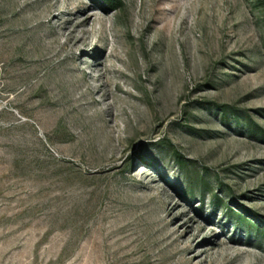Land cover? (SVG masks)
I'll list each match as a JSON object with an SVG mask.
<instances>
[{"label":"rangeland","instance_id":"374dc122","mask_svg":"<svg viewBox=\"0 0 264 264\" xmlns=\"http://www.w3.org/2000/svg\"><path fill=\"white\" fill-rule=\"evenodd\" d=\"M0 264H264V0H0Z\"/></svg>","mask_w":264,"mask_h":264},{"label":"bare ground","instance_id":"6f19581e","mask_svg":"<svg viewBox=\"0 0 264 264\" xmlns=\"http://www.w3.org/2000/svg\"><path fill=\"white\" fill-rule=\"evenodd\" d=\"M87 21H88V16H86V17L83 19V21H81V22L75 24L74 26H71L72 28L70 29V33H69V35L72 34V33L76 30V28H79V27L85 25V24L87 23ZM216 245H217V244H216ZM216 247H217V246H216Z\"/></svg>","mask_w":264,"mask_h":264}]
</instances>
